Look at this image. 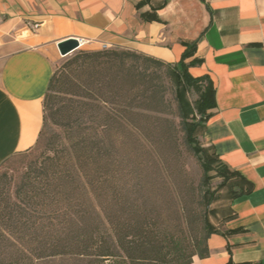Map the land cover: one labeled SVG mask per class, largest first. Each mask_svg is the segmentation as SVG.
I'll return each mask as SVG.
<instances>
[{"label": "trees", "instance_id": "obj_1", "mask_svg": "<svg viewBox=\"0 0 264 264\" xmlns=\"http://www.w3.org/2000/svg\"><path fill=\"white\" fill-rule=\"evenodd\" d=\"M192 54L186 49L169 65L128 50L80 51L54 70L34 147L0 164L25 162L15 180L0 175V264H192L209 256L214 231L205 207L211 193L199 201L189 188L173 196L156 178L126 179L111 169L115 145L109 127L121 121L132 127L140 102L162 104L163 70L175 85L184 142L195 156L204 153V178L213 163L221 186L227 182L226 169L196 139L215 106V90L208 77L188 73L198 63H184ZM79 73L87 86L100 85L102 104L107 94L122 96L123 116L95 108L89 88L82 96L87 102L80 101ZM189 89L198 94L193 104L186 98ZM97 119L99 133L93 128Z\"/></svg>", "mask_w": 264, "mask_h": 264}, {"label": "crops", "instance_id": "obj_2", "mask_svg": "<svg viewBox=\"0 0 264 264\" xmlns=\"http://www.w3.org/2000/svg\"><path fill=\"white\" fill-rule=\"evenodd\" d=\"M68 38L169 65L193 49L188 73L215 90L196 135L228 180L192 264H264V0H0V164L34 147Z\"/></svg>", "mask_w": 264, "mask_h": 264}, {"label": "rangeland", "instance_id": "obj_3", "mask_svg": "<svg viewBox=\"0 0 264 264\" xmlns=\"http://www.w3.org/2000/svg\"><path fill=\"white\" fill-rule=\"evenodd\" d=\"M80 51L100 50H87V47L83 46L66 57L60 56L55 69ZM160 75L164 87L162 104L159 106L145 101L140 102L141 105L144 103L143 108L139 109L138 114L132 118V127L124 125L122 121L121 125L109 127V135L115 145L111 169L116 173L120 171L126 179L134 174L135 176L148 175V177L156 178L161 185L166 186V192L173 196L179 192L184 193L189 188L199 201L204 192L211 193L212 201L207 208L205 207V216L215 223L211 211L219 205L218 201L222 200L224 191L221 187L222 179L217 175V165L212 163L214 170L208 172L204 178L202 169L204 153L195 156L184 142V132L175 101V85L163 70ZM85 76L81 73L78 75L80 101L87 102L82 96L89 95L86 90L89 88L93 94L92 105L95 108L103 107V110L111 113L115 119L123 116L125 99L110 93L106 95L108 103L102 104L100 102V85L87 86ZM186 97L190 103H195L198 94L195 90L189 89ZM93 114L96 115V111ZM99 122L100 120L97 119L93 124V128L98 133L101 131L98 126ZM52 130L54 133L59 131L57 126H52ZM196 139L199 147L204 149L199 136L196 135ZM207 157L209 158V156ZM24 163H18L16 160L6 162L0 167V175L6 173L8 178L12 177L11 179L15 180L22 172Z\"/></svg>", "mask_w": 264, "mask_h": 264}, {"label": "water", "instance_id": "obj_4", "mask_svg": "<svg viewBox=\"0 0 264 264\" xmlns=\"http://www.w3.org/2000/svg\"><path fill=\"white\" fill-rule=\"evenodd\" d=\"M80 48L78 39L68 38L57 43V49L61 57H66L70 53L78 50Z\"/></svg>", "mask_w": 264, "mask_h": 264}, {"label": "bare ground", "instance_id": "obj_5", "mask_svg": "<svg viewBox=\"0 0 264 264\" xmlns=\"http://www.w3.org/2000/svg\"><path fill=\"white\" fill-rule=\"evenodd\" d=\"M83 45H84V42H81V44H80V48L83 47Z\"/></svg>", "mask_w": 264, "mask_h": 264}, {"label": "built area", "instance_id": "obj_6", "mask_svg": "<svg viewBox=\"0 0 264 264\" xmlns=\"http://www.w3.org/2000/svg\"><path fill=\"white\" fill-rule=\"evenodd\" d=\"M79 41V45L81 44V42H84L83 40H78Z\"/></svg>", "mask_w": 264, "mask_h": 264}]
</instances>
